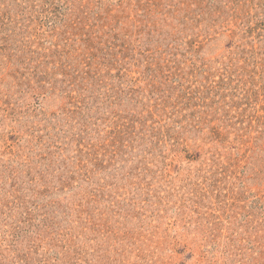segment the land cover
Here are the masks:
<instances>
[{"label": "rangeland", "instance_id": "obj_1", "mask_svg": "<svg viewBox=\"0 0 264 264\" xmlns=\"http://www.w3.org/2000/svg\"><path fill=\"white\" fill-rule=\"evenodd\" d=\"M0 264H264V0H0Z\"/></svg>", "mask_w": 264, "mask_h": 264}]
</instances>
